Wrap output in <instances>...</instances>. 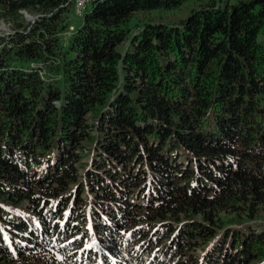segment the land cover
<instances>
[{"label": "trees", "instance_id": "16d2710c", "mask_svg": "<svg viewBox=\"0 0 264 264\" xmlns=\"http://www.w3.org/2000/svg\"><path fill=\"white\" fill-rule=\"evenodd\" d=\"M184 1L0 0V264H264V0Z\"/></svg>", "mask_w": 264, "mask_h": 264}, {"label": "rangeland", "instance_id": "374dc122", "mask_svg": "<svg viewBox=\"0 0 264 264\" xmlns=\"http://www.w3.org/2000/svg\"><path fill=\"white\" fill-rule=\"evenodd\" d=\"M86 0H74V8L73 11L69 14V27L68 31L72 29V26H74L78 21L80 17V13L82 10V4H85ZM199 1H184L180 6L168 10L164 9H151L146 11H136L133 14V17L130 19V27L133 30L135 28V23L138 25H141L144 21H153V22H164L169 24L177 23L180 19H182L184 16L187 15V13L190 11V9L195 8L198 6ZM25 14H28L26 12L23 13L24 17ZM30 15V14H28ZM31 16V15H30ZM26 18V17H25ZM30 18H26V20H30ZM10 31V25L2 20H0V35H3ZM66 35L62 36V40H64ZM257 219L260 221H264L263 215H258ZM201 253L199 249L196 251V253Z\"/></svg>", "mask_w": 264, "mask_h": 264}, {"label": "water", "instance_id": "95a60500", "mask_svg": "<svg viewBox=\"0 0 264 264\" xmlns=\"http://www.w3.org/2000/svg\"><path fill=\"white\" fill-rule=\"evenodd\" d=\"M25 15H26L25 17H26L27 19L31 17V16H30V15H28V14H25Z\"/></svg>", "mask_w": 264, "mask_h": 264}, {"label": "built area", "instance_id": "2783aa9c", "mask_svg": "<svg viewBox=\"0 0 264 264\" xmlns=\"http://www.w3.org/2000/svg\"><path fill=\"white\" fill-rule=\"evenodd\" d=\"M81 6L83 7L84 5L82 4Z\"/></svg>", "mask_w": 264, "mask_h": 264}]
</instances>
